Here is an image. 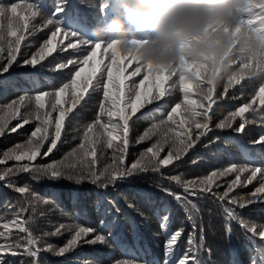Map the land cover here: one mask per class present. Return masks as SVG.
<instances>
[{"label": "snow or ice", "instance_id": "1", "mask_svg": "<svg viewBox=\"0 0 264 264\" xmlns=\"http://www.w3.org/2000/svg\"><path fill=\"white\" fill-rule=\"evenodd\" d=\"M66 11V4L56 3L42 25L44 28L52 27L51 35L30 56L20 59L21 42L26 39L24 32L29 28V18L40 15V9L28 0L10 5L0 3V77L9 73L15 65H19L32 69L27 75L29 82H33L32 77L37 76L38 70L44 68L42 62L52 56L53 52L73 50L72 56L55 63L49 69L53 73L62 74L59 83L47 78L53 90L44 89L37 79L33 82L32 92L25 90L7 104L0 106V136L15 133L34 122V128L28 134L27 140L4 150L0 156V165L5 166L0 168V181L6 182L5 187L20 194L23 201L7 206V211L11 214L10 219L0 216V264H41L42 251L62 257L85 245L99 244L111 247L113 233L109 229L116 227L122 212L116 200L98 195L94 207L100 217L99 228L78 222L62 223L52 231L35 235L28 226L30 221L25 219V213L29 208L35 211L37 203L47 205L52 201L40 197L28 185H16L13 179L21 174H28L29 179L36 182L63 179L76 186L89 183L100 190H106L110 186L148 172L158 174L161 182L155 187L184 211L192 231L185 240L186 247L176 256L177 246L185 236L184 221H181L179 228L172 230L170 206H156L149 197L148 202L153 206L159 230L164 236L163 258L152 264H211L210 259H205L203 255L206 252L210 258L211 249L206 248L203 243L202 226L199 240L197 239L196 218L200 216L201 209L194 200H208L221 212L227 240H231L232 224L235 223L249 244L256 237L264 242V223L249 222L241 215L243 210L253 205H264V132L251 141L250 146L241 145L249 154L248 162L243 165L232 163L223 169L212 170L204 176L191 179H185L182 174L164 173L165 168L175 167L176 162L182 161L212 130L214 106H218L234 86L243 89V82L246 80L254 85L246 99L216 122L217 129H231L235 133H243L248 123L255 122L249 121L246 114L264 113V0H243V6L234 23L212 28L213 32L223 33L226 37L224 41H218L225 49L219 60H197L182 55L171 67L143 62L135 54L133 47L145 42L141 39L131 40L128 49L124 50L118 41L104 42L83 38L81 32L75 28L62 26L68 23L66 17L63 20L60 18ZM4 20L7 21L6 28ZM256 21L260 23L254 27ZM70 23L83 27L78 16H74ZM58 34L70 38L66 48L58 49V45L53 43ZM73 39H76L77 43H73ZM89 46L91 51H88ZM102 46L110 51L108 60L111 64L97 60L95 65H91L95 49ZM117 52L120 53L121 60L126 59L129 63L137 65L131 75L135 76L144 71L145 79L138 83L132 81L130 86L125 87V80L129 78L124 77L117 86L112 69V65L119 67ZM234 64L237 67L232 69ZM84 66H88L87 71ZM120 70L125 69L121 67ZM177 73L178 80H172L171 89H178L181 95L173 104L166 99L173 94L166 85ZM153 76L157 81L154 85L155 91L147 92L143 85L146 79ZM221 82L223 90L219 91ZM193 95L196 98H193ZM240 95H244L243 91ZM93 96L97 97L98 110L95 112V119L83 127L80 143L59 161L37 163L38 158L48 157L57 148L58 143L62 141L66 123L77 115L78 110L85 107ZM233 99L238 100L240 97ZM22 108L25 109L23 113ZM164 108H170L166 119L152 124L136 140V143H141L157 137L155 142L141 151L130 165L127 164L132 124L141 118H148L153 111L163 114ZM14 120L18 122L13 126L11 122ZM100 143L112 150L111 163L106 164L103 169L96 167L97 159H88L90 156L96 157L95 145ZM257 146L261 149V162L253 163L256 157L252 155V150ZM45 147L46 151H42ZM10 161L13 163L9 166ZM228 177L232 178L227 179ZM164 180L182 191L176 192L173 188L166 187ZM249 185L252 186L250 191L237 193V189L248 188ZM29 196L31 199H28ZM128 207L135 208V205L129 202ZM136 211L138 215H143L140 209ZM74 218L78 220L79 213ZM65 233L69 234V238L63 245L57 246L48 242V238ZM9 257L20 259H7ZM116 264L149 262L133 257ZM251 264H257L255 258L251 260ZM261 264H264V255L261 256Z\"/></svg>", "mask_w": 264, "mask_h": 264}, {"label": "trees", "instance_id": "2", "mask_svg": "<svg viewBox=\"0 0 264 264\" xmlns=\"http://www.w3.org/2000/svg\"><path fill=\"white\" fill-rule=\"evenodd\" d=\"M21 0H0V3L10 5L11 3H20ZM29 3H34L40 9V15L35 18L30 17L29 28L24 32L26 39L21 42L20 59L30 56L35 52L44 40L48 39L53 30L51 26L42 27L44 20L48 14L52 12L56 3L66 4L67 11L60 17L62 20L67 18L68 23L63 24V27L75 28L81 32L83 38L93 40L91 29L98 22H101L102 16L99 11L101 0H28ZM259 11V9H254ZM23 16L24 13H21ZM74 16H78L83 27L71 24ZM5 28L7 21H3ZM259 21H256L254 27L259 26ZM143 33L139 36L143 37ZM69 37L58 34L54 44L59 48H66ZM77 43L76 39L72 40ZM91 46L88 51H91ZM6 54V53H5ZM73 55V50L69 49L66 52L57 50L53 52L52 56L47 57L44 62V68L38 70L37 76L32 77V81L44 86V89H51L47 78L59 83L62 74H56L49 71L50 68L57 62L66 60ZM111 55L110 51L102 46L95 49V55L90 61L91 65H95L97 60H103L106 64H111L108 57ZM234 58V57H233ZM117 65H112L114 79L117 86L120 85L121 79L128 77L125 80V87L130 86V82L138 83L141 79H145V72L131 75L135 72L136 64L129 63L128 60H121L120 53L117 52ZM87 71L88 66H84ZM124 68L121 71L120 68ZM235 69L237 65H232ZM67 71V70H66ZM32 69L28 67H20L15 65L12 70L0 77V106L7 104L12 99L16 98L23 91H33V82H29L28 73ZM106 78V73L105 77ZM226 79V76H225ZM172 80H178V73L169 80L166 87L173 94L166 97L170 103L177 102V98L181 95L176 89H171ZM157 83L155 77L145 80L143 89L147 92H154V85ZM244 87L234 86L229 90L227 97L215 107V114L213 115L212 130L202 138L198 145L192 149L182 161L176 162L175 167L169 166L164 169L166 175L182 174L185 179L193 177H201L208 172L216 169H223L232 163L243 165L248 162L249 154L245 152L241 145L250 146V142L256 139L262 132H264V113L257 112L255 115L249 113L250 122L243 133H235L231 129H217L215 124L222 117L226 116L228 111L233 110L234 106L238 105L247 98L251 88L254 85L249 84L246 80L243 82ZM218 90H223V82L218 86ZM241 91L244 95L241 96ZM102 95V93H101ZM233 97H240V99H233ZM193 98H196L193 95ZM47 107V106H46ZM152 107V106H149ZM98 110L97 97L93 96L88 104L78 110L70 121L66 123V128L62 135V141L58 143L57 148L48 156L38 158L37 163L46 164L52 161L61 160L66 153H69L80 143V138L83 134V127L95 119V112ZM170 108H164L163 114L160 111H153L148 118H141L131 126L130 131V146L126 157V163L131 164L147 147H149L157 137L151 140H145L141 143H136L137 138L142 135L154 123H159L166 119V113ZM25 109H21L23 113ZM179 119V118H177ZM18 121H12L14 126ZM34 122L25 125L18 129L15 133H6L0 136V156L4 150H7L18 143H23L27 140L28 134L33 130ZM219 137V139H217ZM97 149L96 157H88V159H97L96 167L103 169V167L111 163L112 150L107 149L103 143L95 145ZM46 151V147L42 150ZM167 148H165V153ZM101 153L103 155L101 156ZM165 153H162L165 154ZM252 155L256 157L253 163H259L261 157V149L259 146L252 150ZM9 166L13 162H8ZM5 167L0 165V168ZM228 177L227 179H231ZM13 182L18 186L28 185L40 197L51 200L50 204L37 203L35 211L29 208L25 213V219H29V228L35 235H40L44 231H52L54 227L59 224H73L80 223L82 225H90L99 228V215L97 214L94 204L97 201L98 195L106 196L108 199L116 200L122 212L119 215L118 222L112 231L113 236L110 240L111 247L104 245H85L75 252L66 256L58 257L50 252H41V264H116L118 261L124 259H131L138 257L140 260H146L149 264L156 260L163 258L162 241L164 236L161 234L158 221L154 215L153 206L148 202V198L159 206L160 204L169 205L171 208L170 227L175 230L181 226V221H184L183 227L185 229V236L180 241L176 249V256H179L182 250L186 247L185 240L188 233L192 231L191 223L185 219L184 211L177 207L175 202L168 196L159 191L155 185L160 181L158 174L148 172L139 176L130 178L125 182L118 183L115 186H110L106 190H100L89 183H83L76 186L66 180L50 181L41 180L40 182L29 179L28 174H21L13 179ZM6 182L0 181V216L6 219L11 218V214L7 211V206L19 202L21 200L20 194L14 192L11 188L5 187ZM166 187L173 188L176 192H181L182 189L176 187L174 184H169L167 180L163 181ZM252 188L237 189V193L248 192ZM28 199H31L29 196ZM132 202L135 208L128 207V203ZM194 202L201 209V214L196 218L197 224V239L199 240L200 228H203L204 245L211 249V256L208 257L205 252L204 258L210 259L211 264H251L253 258L256 259L257 264H261V256L264 255V242L260 241L258 237L253 239L249 244L244 239L242 230L235 224H232L231 240L225 238V222L223 216L216 206L211 204L208 200L200 199ZM107 207V205H105ZM136 209H140L143 215H138ZM43 213L44 215H41ZM79 213V219L74 217ZM249 222L257 224L264 223V205H253L241 213ZM14 235H20L14 233ZM69 238V234L65 233L58 237L48 238V242L53 245L61 246ZM7 259L18 260L19 257H9Z\"/></svg>", "mask_w": 264, "mask_h": 264}, {"label": "clouds", "instance_id": "3", "mask_svg": "<svg viewBox=\"0 0 264 264\" xmlns=\"http://www.w3.org/2000/svg\"><path fill=\"white\" fill-rule=\"evenodd\" d=\"M243 0H101L102 16L91 29L93 41H118L133 46L143 62L174 66L183 55L193 59L216 58L225 52L223 33L212 28L234 23ZM143 33V37L139 36Z\"/></svg>", "mask_w": 264, "mask_h": 264}]
</instances>
